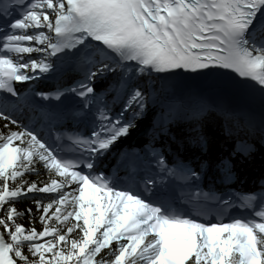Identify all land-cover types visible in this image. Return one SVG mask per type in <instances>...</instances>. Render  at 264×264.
Returning <instances> with one entry per match:
<instances>
[{
    "label": "snow or ice",
    "instance_id": "1",
    "mask_svg": "<svg viewBox=\"0 0 264 264\" xmlns=\"http://www.w3.org/2000/svg\"><path fill=\"white\" fill-rule=\"evenodd\" d=\"M64 66L79 74L70 86L36 92L30 84L23 95L16 87ZM219 69L236 76L208 87L238 90L242 106L258 93L264 144V0H0V264H264V183L222 194L201 186L215 170L231 179L234 158L256 151L255 124L226 127L236 147L213 157L202 124L212 106L200 96L186 106L175 98L174 77ZM31 96L75 101L94 130L56 131L49 143L13 115ZM149 104L161 105L147 129L160 149L121 153L114 172L102 171V158ZM181 111L193 135L178 140L172 122ZM65 138L79 155L60 148ZM164 140L168 151L172 142L194 147L198 163L180 148L170 157ZM37 164L47 182L26 179ZM26 198L35 212L17 210Z\"/></svg>",
    "mask_w": 264,
    "mask_h": 264
},
{
    "label": "bare ground",
    "instance_id": "2",
    "mask_svg": "<svg viewBox=\"0 0 264 264\" xmlns=\"http://www.w3.org/2000/svg\"><path fill=\"white\" fill-rule=\"evenodd\" d=\"M23 223L29 224V221H25V220H24ZM73 234H75V233H73Z\"/></svg>",
    "mask_w": 264,
    "mask_h": 264
}]
</instances>
